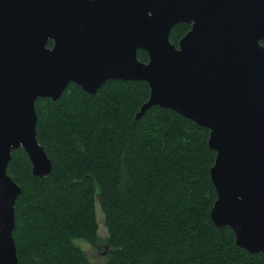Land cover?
Segmentation results:
<instances>
[{
	"label": "water",
	"instance_id": "water-1",
	"mask_svg": "<svg viewBox=\"0 0 264 264\" xmlns=\"http://www.w3.org/2000/svg\"><path fill=\"white\" fill-rule=\"evenodd\" d=\"M184 22L175 46L171 30ZM263 41L264 0H0V264L18 261L12 152L25 151L36 177L52 168L36 100L71 83L95 95L109 80L147 83L137 119L159 106L209 131L210 220L264 254Z\"/></svg>",
	"mask_w": 264,
	"mask_h": 264
},
{
	"label": "trees",
	"instance_id": "trees-1",
	"mask_svg": "<svg viewBox=\"0 0 264 264\" xmlns=\"http://www.w3.org/2000/svg\"><path fill=\"white\" fill-rule=\"evenodd\" d=\"M188 28L176 26L171 42ZM148 97L145 82L109 80L95 95L71 83L55 101L36 100L37 139L52 168L36 177L25 151L12 152L17 264H91L74 240L100 242L97 205L108 232L103 264H264L210 220L209 131L159 106L137 119Z\"/></svg>",
	"mask_w": 264,
	"mask_h": 264
},
{
	"label": "rangeland",
	"instance_id": "rangeland-1",
	"mask_svg": "<svg viewBox=\"0 0 264 264\" xmlns=\"http://www.w3.org/2000/svg\"><path fill=\"white\" fill-rule=\"evenodd\" d=\"M96 219L98 223V237L100 242L97 246H92L83 239H75L74 242L78 245L87 255L91 264H103L106 259V246L108 232L104 225V217L101 213L99 206H96Z\"/></svg>",
	"mask_w": 264,
	"mask_h": 264
},
{
	"label": "flooded vegetation",
	"instance_id": "flooded-vegetation-1",
	"mask_svg": "<svg viewBox=\"0 0 264 264\" xmlns=\"http://www.w3.org/2000/svg\"><path fill=\"white\" fill-rule=\"evenodd\" d=\"M180 24H186V25H188L189 26V28L187 29V31L185 32V34L191 29V24H187V23H179V24H177L176 26H178V25H180ZM176 26H174L173 28H172V30L176 27ZM171 30V31H172ZM185 34H183V35H185ZM182 37V36H181ZM181 37L178 39V41L181 39ZM170 38V37H169ZM178 41H177V43L175 44V43H173V42H171V40H170V42L171 43H173L175 46H177L178 45Z\"/></svg>",
	"mask_w": 264,
	"mask_h": 264
}]
</instances>
